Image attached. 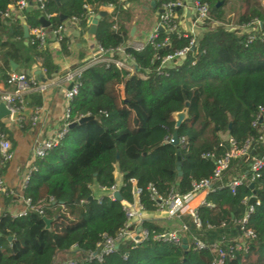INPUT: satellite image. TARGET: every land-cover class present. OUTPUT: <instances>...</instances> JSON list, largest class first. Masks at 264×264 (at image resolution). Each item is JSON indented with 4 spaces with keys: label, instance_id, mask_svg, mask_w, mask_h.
<instances>
[{
    "label": "trees",
    "instance_id": "trees-1",
    "mask_svg": "<svg viewBox=\"0 0 264 264\" xmlns=\"http://www.w3.org/2000/svg\"><path fill=\"white\" fill-rule=\"evenodd\" d=\"M18 0H0V74L4 81L11 72L31 70L40 65L50 78L58 71L48 49L23 38L20 21L14 16L2 18ZM209 7L210 21L206 31L190 48L183 63L173 69H158L160 59L189 47L191 36L180 30L157 31L154 46L142 50L126 49L133 58L137 72L129 74L114 66L96 65L82 71L77 95L69 104L70 125L57 146L42 159H35L33 171L23 189L24 199L41 207L46 219L34 212L11 219L0 214V264H59L58 257L78 254L80 259L97 251L103 235L115 238L125 217L121 202L133 203L135 182L139 204L147 213L156 210L148 188L166 199L170 194L185 195L192 185L211 177L216 161L228 151L224 138L237 146L246 141L254 151L241 159H232L221 180L214 186H225L240 176H248L255 158L264 156V147L257 143L258 129L253 127L257 108L264 109V42L259 39L247 44V35L224 27V7L232 0H193ZM237 17L240 28L259 22L264 29V7L260 0H239ZM125 3L129 4L125 7ZM142 0H60V6L49 0L43 11L32 9L19 14L28 30L40 28V18L54 31L63 22L77 19L81 35L88 31L83 9L89 6L98 14L101 7L111 12L97 24L94 43L103 50L125 46L129 29L137 26L134 6ZM217 4H220L217 7ZM159 9L155 4L152 10ZM167 45L158 50L155 45ZM61 52L68 55L65 40ZM142 75L143 77H140ZM122 88V97L119 93ZM185 111L187 118L175 127L172 114ZM89 118L84 124H77ZM69 125V126H70ZM0 131L9 137L0 122ZM176 134L185 145L168 143ZM13 145V144H12ZM209 154L211 159H203ZM180 158L177 171V158ZM122 176L119 189L121 202L93 198L90 187L110 189L115 185L114 172ZM254 191V193H253ZM251 191L245 186L231 194L227 188L207 194L204 205L196 210L200 227L186 214L179 220L188 231L189 247L184 250L152 240L165 228L146 220L143 228L149 237L138 245H121L101 262L86 260L81 264H212L215 253L208 247L222 243L226 249L239 238L235 223L246 210L243 201L252 194L259 202L247 223L254 239L246 241V252H233L226 264H264V170L254 181ZM90 198H92L90 200ZM12 197H5L10 204ZM210 205V206H206ZM199 240L206 250H194L190 242Z\"/></svg>",
    "mask_w": 264,
    "mask_h": 264
},
{
    "label": "built area",
    "instance_id": "built-area-1",
    "mask_svg": "<svg viewBox=\"0 0 264 264\" xmlns=\"http://www.w3.org/2000/svg\"><path fill=\"white\" fill-rule=\"evenodd\" d=\"M48 1L49 0H18L14 6H10L8 10L1 16L2 18L9 19L14 16L16 17L22 12L30 11L32 9L43 11ZM153 1L155 2V4L159 5V10H162L161 14H157L158 28L161 27L162 30L166 33L179 30L176 23L175 11L184 8V1ZM191 7L194 11L195 20L197 23L204 25L206 22L210 21L209 7L206 4H199L193 1L191 3ZM83 9L86 13L85 15L88 20V24H90L89 21L97 14L93 13L89 6H84ZM69 21L71 23H77V19L75 18ZM242 29L244 30V33H242L247 35V44H250L256 39L264 42V29L259 22L256 21L252 24V26ZM157 31L158 29H156L144 43L127 42L125 46H121L108 51L103 50L99 45L93 43V45L88 50V57L83 62V64L66 72L57 83V85L62 84L68 86V88L63 92L65 110L62 117V126L55 138L50 140L37 141L34 143V145L32 146V155L34 160L44 158L50 150L58 145L60 140L66 134L67 128L70 125L69 104L78 93V88L80 86L78 79L82 71L96 65H111L120 71H126L131 75L135 74L137 72V69L134 60L126 54V49L132 48L135 51H140L148 44L154 46L153 42L156 39ZM28 32L29 37L31 38L30 42L32 44H37L39 47L45 46L49 34L52 35V37L60 44L64 40L62 36V26L50 32H47V29H44L42 27L28 30ZM197 41L198 38L192 37L189 42V47L177 51L172 55H167L161 58L159 60L160 63L158 69H173L180 66L183 63L187 53L189 52V49L194 48L197 44ZM166 45L167 41H165L161 46L155 45V48H157L158 50H162ZM139 76L143 77L142 75ZM4 83L7 87H10L11 90L0 93V103L4 104L5 109L9 112V115L0 122L10 127H21L25 121L27 96L45 92L48 85L46 84V82H39L34 77V75H31L26 71H13L9 73ZM38 118L39 112L38 110H36L30 118L31 124L34 125L37 122ZM252 126L258 129L259 135L257 138V143L264 147V109L262 107L257 108V115ZM225 141L229 145L230 149L221 159L216 161L215 169L211 177L194 183L189 193L185 195H178L174 193L170 194L166 199H162L157 195L153 187L148 188L150 198L156 206V210L152 213V215L161 219L173 221L179 220L182 215L186 214L192 218V221L195 224L196 228H199L200 223L196 216V210L191 207V203L195 198H197L199 195L206 196L207 194L215 192V190H222L223 188H227L231 194H234L237 188L245 186L249 189L250 184H254V181L260 177V172L264 170V156L252 160L248 176H240L237 179L231 180L225 186L221 185L216 187V189L214 188L215 184L221 180L224 172L228 169L230 160L244 158L254 151L253 144L250 141H246L242 146H237L236 143L229 137L225 138ZM168 143H173L172 138L169 139ZM177 143H179L181 146H184L185 139L181 138L177 140ZM202 158L211 159L212 156L209 154H204L202 155ZM12 159L13 150L11 143L8 139V136L0 131V166H5L6 164L10 163ZM33 170V167H30L28 172L26 173L22 182L21 192H23V189L25 188L30 174ZM131 184L132 187H135L134 181H131ZM93 188H96V190L100 193V196H95L93 194ZM90 190L92 191L93 198L97 201V203H100L102 198H106L112 202L116 201L114 194L119 191V188L114 185L110 189H103L97 185H92L90 187ZM138 194L139 192L137 191L134 195L138 196ZM0 195L5 197H15L17 199V202L22 206V210L20 212L9 214L11 219L21 218L28 212H34L42 219L45 218L41 207L32 205L28 199L23 198L22 193L19 196H15L14 192L8 190L4 186V182L1 177ZM252 198H254V201L251 205H249V202ZM243 203L246 206L245 213L243 217L235 223L236 228H239V238L232 240L227 249L226 247H222V243H215L209 246L208 250L215 253V258L212 264H226L227 259L232 256L233 252H246V241L254 239L253 233L247 229V223L253 213L254 206H258L259 202L257 201L254 194H252L250 197L246 198ZM204 204L205 203L203 201L201 205ZM121 206L122 212L124 213L125 222L122 228L119 229L116 237L109 238L103 235L101 238V242L97 245V251L85 255L83 259H80V261L86 260L87 262H101L105 256L116 252L121 245L123 246L129 244L135 246L148 239L149 234L147 230L142 227L143 223L146 221L145 215L148 213L143 210L142 206L139 204V200H135L134 198V202L131 204L121 202ZM187 231V226L181 223L180 227L177 230L164 231L154 234L152 236V240L161 244H169L176 247H182V239L185 238L184 236ZM190 245L196 251H203L207 249L202 242L196 239H192ZM187 246L189 247L188 240ZM80 261L73 260L60 264H81Z\"/></svg>",
    "mask_w": 264,
    "mask_h": 264
},
{
    "label": "crops",
    "instance_id": "crops-1",
    "mask_svg": "<svg viewBox=\"0 0 264 264\" xmlns=\"http://www.w3.org/2000/svg\"><path fill=\"white\" fill-rule=\"evenodd\" d=\"M152 1L153 0H142L143 5L140 6L138 14L142 13L143 15H148L147 19L149 21L147 26L142 27L141 29L137 26L130 27L128 42L144 43L148 37L156 29H158L157 14L159 9L152 12L147 8V6L151 8L150 3ZM183 1L185 4L184 8L175 11L178 29L184 34L199 39L206 31V27L196 22L194 11L191 7V3L193 1ZM128 5L129 4L125 3V7ZM151 9L153 10L154 8ZM99 12H105L107 15L111 12V8L101 7ZM16 18L23 26L24 23L21 16L18 14ZM136 18L135 22L137 20ZM61 26L62 36L66 42L68 55H63L61 52V44L49 34L48 49L51 52L53 64L57 67L58 71L50 78L46 77L45 70L39 64L35 65L31 70L26 71L31 75H34L39 82H46L48 87L46 91L41 94H31L27 96L25 121L21 127H10L4 124L5 128L9 132V137L11 138L10 143L13 150V159L5 166H0V177L4 182V186L8 190L14 192L15 196H19L22 193L21 187L23 179L34 162L32 155V146L34 143L37 141L55 138L62 126V117L65 110L63 92L68 88V86L62 84L57 85V83L66 72L83 64L88 57L89 48L94 43L93 37L88 33V31L83 35L79 33L77 23L75 24L70 21H64ZM89 28L90 24H88V30ZM47 32H50V30L47 29ZM242 32L244 33V30H242L241 33ZM130 34L132 35L130 36ZM41 79L45 82H42ZM4 82L5 81L0 74V93L11 90ZM119 93L120 96H122V88H119ZM36 110L39 112V118L37 122L32 125L30 118ZM114 177L115 185L120 189L122 185V176L117 170L114 172ZM93 194L95 196H100V193L96 190V188H93ZM205 197L206 196L204 195H199L192 201L191 207L197 210L201 206V203L205 200ZM4 199L5 196L0 195V214L2 212L15 214L22 210V206L17 202L15 197H12V202L6 205L4 203ZM137 199L138 196H135V200ZM145 219L164 227L165 231L177 230L180 227V223L176 222V220L168 221L166 219H161L152 215V213L146 214Z\"/></svg>",
    "mask_w": 264,
    "mask_h": 264
},
{
    "label": "water",
    "instance_id": "water-1",
    "mask_svg": "<svg viewBox=\"0 0 264 264\" xmlns=\"http://www.w3.org/2000/svg\"><path fill=\"white\" fill-rule=\"evenodd\" d=\"M51 1L54 2L57 6H60V0H51ZM219 5H220V4H217V7H218ZM150 6H151V8H155V3H154V1H152V2L150 3ZM161 13H162V10H158V14H161ZM105 16H106V13H105V12H99L95 17H93V18L89 21V22H90V28H89V30H88V33H89L91 36H93V35L96 34L98 21H99L101 18H104ZM60 21H62V22L65 21V17H64V16H61V17H60ZM39 23H40V25H41L42 28H44V29H49V23H48V21H47L45 18H40V19H39ZM22 30H23V38H24L25 40H27V39L29 38L28 28H27L25 25H23V26H22ZM132 31H133V30H132ZM158 31L161 32V31H163V30H162L161 27H159V28H158ZM131 35H132V34H130V36H131ZM10 65H11V71H14V70L16 69V67H17V66H16L15 64H13V63H11ZM39 77H40V75H39ZM41 80H42V82H45L43 79H41ZM69 89H70V87H69ZM8 115H9V112L5 109L4 104H3V103H0V121H2V120H3L4 118H6ZM172 118H173V120H174V122H175V127H176V128H179V126L181 125V123L187 118V114H186L185 111H183V112H178V113H174V114H172ZM88 120H89V118H82V119H80V120L77 122V124H79V125L84 124V123H86ZM74 125H75V124H71V125L69 126V128L73 127ZM172 141H173L172 144H174V145L177 144V135H176V134H174V135L172 136ZM179 163H180V158L178 157V158H177V171L180 170V169H179ZM212 185H213V183H212ZM249 189L253 191V189H254V184H250ZM136 192H137L136 187H133V193L136 194ZM253 193H254V191H253ZM114 197H115V200H116L117 202H121V196H120L119 191L116 192V193L114 194ZM91 199H92V198H90V200H91ZM253 201H254V198H252V199L250 200L249 205H251V204L253 203ZM43 222H44V224H45L46 229H48L50 223L52 222V220H49V219L43 218ZM236 229H237V231H238V233H239V228L237 227ZM239 234H240V233H239ZM182 248H183L184 250H186V249L188 248V246H187V239H186V238L182 239Z\"/></svg>",
    "mask_w": 264,
    "mask_h": 264
},
{
    "label": "rangeland",
    "instance_id": "rangeland-1",
    "mask_svg": "<svg viewBox=\"0 0 264 264\" xmlns=\"http://www.w3.org/2000/svg\"><path fill=\"white\" fill-rule=\"evenodd\" d=\"M262 6L264 7V0H260ZM143 3V2H142ZM143 5V4H142ZM135 9V18L136 20V25L139 29H141L142 27L147 26L148 24V15L146 14H138L139 13V4H136L134 6ZM241 9V5L239 0H232L230 1L225 7H224V12H225V17H224V27L227 30H237L240 32L243 30L242 28L238 27L237 24V17L238 14L240 12ZM153 14V13H152ZM139 15V16H138ZM47 39H49V35L47 37ZM122 97V96H121ZM223 139H225L224 137H222ZM73 260H77L80 261V256L78 254H68V255H62L60 257H58V262L63 263V262H68V261H73Z\"/></svg>",
    "mask_w": 264,
    "mask_h": 264
}]
</instances>
